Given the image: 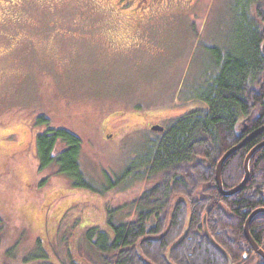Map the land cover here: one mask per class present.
<instances>
[{"label": "rangeland", "instance_id": "374dc122", "mask_svg": "<svg viewBox=\"0 0 264 264\" xmlns=\"http://www.w3.org/2000/svg\"><path fill=\"white\" fill-rule=\"evenodd\" d=\"M95 1L0 0V264H97L86 232L108 231L106 211L151 186L76 189L56 165L39 168L37 135H76L100 190L156 135L151 125L204 109L189 96L213 73L210 49L235 38L230 0H165L132 39L129 12ZM126 211L116 221H132Z\"/></svg>", "mask_w": 264, "mask_h": 264}, {"label": "trees", "instance_id": "16d2710c", "mask_svg": "<svg viewBox=\"0 0 264 264\" xmlns=\"http://www.w3.org/2000/svg\"><path fill=\"white\" fill-rule=\"evenodd\" d=\"M230 1L235 38L223 49H210L213 73L189 96L205 104L204 109L173 119L162 132H155L120 175L105 174L107 186L97 189L82 173L81 140L76 135L52 128L37 135L39 168L56 165L76 189L101 194L121 182L151 184L130 206L106 211V233L97 228L86 232L97 264H228L205 235L204 225L232 264H264L244 235L249 215L264 209V147L251 158L249 179L239 193L224 197L215 182L221 157L264 127V0ZM37 122L48 124L44 116ZM263 142L264 131L224 163L225 191L242 181L246 156ZM127 209L123 214L133 210L134 219L116 221L115 213ZM187 220L184 240L171 251L168 263L166 254L182 236ZM249 235L264 252V213L252 220Z\"/></svg>", "mask_w": 264, "mask_h": 264}, {"label": "water", "instance_id": "95a60500", "mask_svg": "<svg viewBox=\"0 0 264 264\" xmlns=\"http://www.w3.org/2000/svg\"><path fill=\"white\" fill-rule=\"evenodd\" d=\"M261 52L264 56V43L261 45ZM151 131L153 132H162L163 131V127L159 126V125H153L151 127ZM264 131V127L261 128L260 130L252 133L251 135H249L248 137H246L243 141H241L238 145L230 148L222 157L221 159L218 161L217 165H216V169H215V182H216V185H217V189H218V192L224 196V197H230V196H233L237 193H239L243 187L246 185L248 179H249V162L251 160V158L253 157V155L262 147H264V142L257 145L256 147H254L250 152L249 154L246 156L245 160H244V163H243V170H244V177L242 179V181L233 189L231 190H228V191H225L223 189V186H222V181H221V170H222V167L224 165V163L234 154L236 153L237 151H239L248 141H250L252 138L256 137L257 135H259L260 133H262ZM261 213H264V209H261V210H255L254 212H252L249 217L247 218L246 222H245V225H244V235L246 237V240L248 241L252 251L257 254L260 258H262L264 260V252L263 250H261L258 245H256L255 242H253V240L251 239L250 235H249V226H250V223L252 222V220L255 218V216L261 214ZM188 225H189V220H187V224L183 230V234L182 236L180 237V239L171 246V248L168 250L167 254H166V261L169 263V256H170V253L171 251L176 247L178 246L183 240H184V237L187 233V230H188ZM168 229H166V231L161 235L159 236V239H161L162 237H164L167 232H168ZM203 229H204V232H205V235L207 236V238L212 242V244L224 255L227 257V254L219 247L216 245V243L212 240L211 236L208 234L207 232V229L205 227V225L203 226ZM137 251V254L140 256V251H139V248L137 247L136 249ZM228 259V262L229 264H231V261L230 259L227 257Z\"/></svg>", "mask_w": 264, "mask_h": 264}, {"label": "flooded vegetation", "instance_id": "af4514ba", "mask_svg": "<svg viewBox=\"0 0 264 264\" xmlns=\"http://www.w3.org/2000/svg\"><path fill=\"white\" fill-rule=\"evenodd\" d=\"M15 1L18 3L21 0H15ZM45 1L47 5L55 4V3H52L55 0H45ZM91 1L94 2V0H91ZM100 1H102L105 5H107L109 12H115L119 10L129 12V17L127 19H129L130 22L126 23V27H127V33L129 35V38L131 39L136 31L143 30L145 26V22L150 17V14L152 11L150 7L153 6L155 8V7L161 6L165 2V0H96L95 2L100 3ZM189 1L193 2L194 0H189ZM96 5L99 6L98 4ZM155 125H159V124H155ZM152 126L153 125H151L148 128L150 131H151ZM151 132L155 133L153 131Z\"/></svg>", "mask_w": 264, "mask_h": 264}]
</instances>
